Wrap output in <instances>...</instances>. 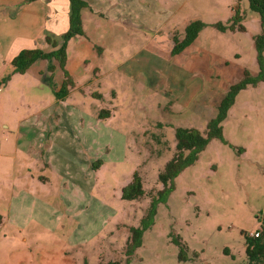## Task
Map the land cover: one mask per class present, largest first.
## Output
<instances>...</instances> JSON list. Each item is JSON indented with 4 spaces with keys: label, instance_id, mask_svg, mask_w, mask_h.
I'll list each match as a JSON object with an SVG mask.
<instances>
[{
    "label": "rangeland",
    "instance_id": "rangeland-1",
    "mask_svg": "<svg viewBox=\"0 0 264 264\" xmlns=\"http://www.w3.org/2000/svg\"><path fill=\"white\" fill-rule=\"evenodd\" d=\"M233 2L192 9L189 18L207 25L191 47L215 69L217 85L191 100L182 77L170 87L171 62L189 57L165 49L172 50L173 36L183 37L185 21L175 23L179 33H90L94 51L74 40L73 80L63 97L44 69L11 74L0 91V126L6 116L13 125L22 119L23 132L16 149L9 136L8 164L0 167V264H248L246 237L257 230L264 237V80L237 94L223 122L227 143L212 139L174 179L131 254L130 227L139 226L150 196L122 198L135 172L156 195L158 173L175 151V128L205 130L229 85L244 70L257 75L259 13L243 0V30L213 26L230 21ZM175 238L186 260H179Z\"/></svg>",
    "mask_w": 264,
    "mask_h": 264
},
{
    "label": "crops",
    "instance_id": "crops-1",
    "mask_svg": "<svg viewBox=\"0 0 264 264\" xmlns=\"http://www.w3.org/2000/svg\"><path fill=\"white\" fill-rule=\"evenodd\" d=\"M83 1L88 4V7L83 8L81 11L82 27L84 30V35L81 37L85 38L86 41L77 39L81 38L79 35L70 39L67 44L65 69L71 78L72 76L69 72L70 64H72L73 60L68 55V49L74 40L75 42H79L78 48L83 47L86 50L90 48L94 51L96 46L95 42L90 39V33H108L115 29H135L147 33H179L181 29L177 28L175 23L178 21L189 23L191 19L201 20L196 15L192 16V18H189V16L192 15V9H197L199 13H204L203 5L209 0ZM236 1L237 3H232V8H235V10L239 8L240 2L243 0ZM69 11V0H0V79L10 67L9 63L20 50L26 48L52 49L46 43L45 36L50 33L58 37L68 29ZM214 11L220 12L218 8ZM118 23L121 26L117 27L116 24ZM191 44L177 55L187 54L189 63H186V61L181 63L182 61L173 59L174 62L172 61L170 64L173 66L170 87L178 85L179 79L182 77L186 88L185 96L188 100L195 98L202 92H206L207 84L210 85L208 86L210 88L217 85V82L213 83L211 78L212 71L215 69L211 71L210 68L205 66V60L201 58L200 53L195 51L196 48L191 47ZM165 49L171 54L170 48L165 47ZM188 50L189 52L186 53ZM47 66L48 62L46 60H38L28 70H33L36 67L35 72L38 73L37 70L41 71V69H44L46 71L44 79L49 82L54 79L60 85L63 79L61 71L55 68L54 72H51L47 69ZM181 71L184 72L183 76ZM191 71H197V75L193 76ZM3 87L4 84L0 86V91ZM211 91L208 90V93ZM219 101H217L215 107H217ZM5 120L4 126H0V139L3 140L0 141L1 168H5V165L7 166L8 164L9 155L4 151L8 150L7 147L9 145L11 147L12 141L9 139V136L13 135L15 137L16 141L13 142V147L16 149L23 132L22 119L17 121L15 125L8 121L7 116ZM5 189L10 192L16 189L13 180L10 187L8 185ZM0 190H3V188H0Z\"/></svg>",
    "mask_w": 264,
    "mask_h": 264
},
{
    "label": "trees",
    "instance_id": "trees-1",
    "mask_svg": "<svg viewBox=\"0 0 264 264\" xmlns=\"http://www.w3.org/2000/svg\"><path fill=\"white\" fill-rule=\"evenodd\" d=\"M32 1V0H29ZM240 1V0H239ZM249 9L259 13L262 31L254 37V46L256 50L257 64L259 71L253 76L247 70L243 71V76L237 82L229 85L223 97L219 101L215 115L210 118L205 130L201 131L194 127H177L174 130L176 139L175 151L172 157L166 162L163 169L158 173V180L162 184V188L152 195L146 192L142 185V180L138 172L133 174L132 180L122 189V198L127 200L138 199L142 196H150V201L146 212L141 219L139 226L130 227V240L128 241L127 254L141 246L143 233L149 229L154 223L157 215V207L160 203L167 201L170 193L174 190V179L188 166L194 164L200 153L205 150L212 139H219L224 143L227 141L223 136V122L228 117L230 108L235 103L237 94L249 85H256L259 81L264 80V0H247ZM69 27L60 36L56 37L50 33L46 34L45 40L52 49L43 50L41 48H26L18 52V54L9 63V68L0 79V86L10 78L13 73H25L36 61L46 60L48 62L47 69L51 72L58 68L63 76L62 83L58 94L62 97L67 94L66 85L72 83V79L65 69L67 60V44L70 39L76 36L84 35L82 27L81 11L88 7L83 0H69ZM243 15L239 12V8L235 10L234 15L227 22H216L213 26L219 31L243 30L240 22ZM207 23L202 20L190 21L184 29L183 37L179 40L177 36H173L174 46L171 54H176L190 45L198 33L206 27ZM258 231V230H257ZM174 242L179 246V260H186L187 256L180 241L175 238ZM245 254L248 264H264V237H246ZM117 264V263H113Z\"/></svg>",
    "mask_w": 264,
    "mask_h": 264
},
{
    "label": "built area",
    "instance_id": "built-area-1",
    "mask_svg": "<svg viewBox=\"0 0 264 264\" xmlns=\"http://www.w3.org/2000/svg\"><path fill=\"white\" fill-rule=\"evenodd\" d=\"M259 235V231L251 232L248 234L249 237H257Z\"/></svg>",
    "mask_w": 264,
    "mask_h": 264
}]
</instances>
